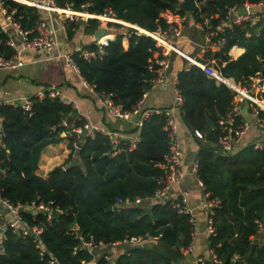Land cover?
Here are the masks:
<instances>
[{
	"label": "trees",
	"instance_id": "obj_1",
	"mask_svg": "<svg viewBox=\"0 0 264 264\" xmlns=\"http://www.w3.org/2000/svg\"><path fill=\"white\" fill-rule=\"evenodd\" d=\"M178 1L54 0L53 4L88 15L108 12L113 19L109 20L142 32L136 35L129 29L125 50L122 36L116 35L100 47L101 54L94 45L84 49L96 54L93 59L72 56L79 76L98 96L131 112L158 69L153 57L158 50L148 36L167 28L160 15L173 12ZM195 1L199 4L191 13L195 22L212 16L209 25L215 27L227 7L264 0ZM0 2L21 31H32L41 17L42 11L33 6L10 0ZM88 23L96 26L95 20ZM224 38L226 44L215 54L216 70L240 84L254 76L264 78V19L253 27L246 23L233 26L224 32ZM6 40L7 34L0 30V57L9 59L14 51L5 45ZM232 46L240 47L243 53L228 61L225 53ZM175 89L182 101L183 124L190 132L197 130L202 135V140L195 139V175L206 201L215 204L208 215L213 229V235L207 238L208 249L221 264H232L233 255L238 258L234 264H264V239L261 243L254 241L258 225L264 222V144L260 149L249 144L233 155H222L213 144L219 134L216 122L231 99L229 90L215 85L196 67L177 72ZM71 112L70 105L47 96L33 98L29 114L19 106L0 104V198L12 206L47 205L58 213L55 219L48 220L39 212H21V223L38 228L40 233L34 240L22 237L18 231H4L0 264H48L50 259L58 264H108L102 255L94 258L92 250H85L81 243L91 239L96 246L111 245L131 238L150 240L152 244H128L126 250L116 252L113 264H172L163 258L156 243L161 241L174 249L179 258V248L190 243L187 216L178 215L168 202L154 203L148 210L141 205L113 207L116 200L150 198L162 186L166 170L161 166L168 149L162 130L164 114L152 113L134 129L139 141L133 150H128L126 142L112 145L106 136L94 133L92 139L80 145L74 159L73 139L66 138L67 159L49 171L46 178L38 177L34 171L40 151L62 140L59 123Z\"/></svg>",
	"mask_w": 264,
	"mask_h": 264
},
{
	"label": "crops",
	"instance_id": "obj_2",
	"mask_svg": "<svg viewBox=\"0 0 264 264\" xmlns=\"http://www.w3.org/2000/svg\"><path fill=\"white\" fill-rule=\"evenodd\" d=\"M10 1L33 6L30 0H25L27 3H20L21 0ZM33 1L40 5H45L48 2V0ZM183 2L177 4V11H182L180 5ZM2 8L3 6L0 2V30H5V33L11 37L12 30L9 28V21L2 14ZM40 10L42 11V16L47 14L43 9ZM186 13L189 14L186 15ZM191 13L183 11L182 14L178 13L182 18L179 34L176 37L169 36L171 48L174 51L170 52L168 56V68L165 71L167 83L160 88L148 91L146 98L138 106L139 112L170 108L175 89L174 79H176L178 71L188 70L190 67H194V64L198 61L208 62L213 68H217L216 61L218 59L215 58V54L219 51L218 48L209 49L203 58L200 59V49L206 45L205 32L196 28V22ZM50 15L52 16L51 22L56 29V47L61 54L70 53L74 55L78 50H84L92 45L97 46V48L101 47L105 41L112 40L116 35L122 36V49L125 50L127 48L128 35L126 36L119 31L122 25L116 21H112V18H102V16L75 12L69 8L60 9L56 7L50 12ZM67 17H70L71 20H68ZM89 20H95L96 26H90ZM108 23L117 24V26H108ZM114 27H118V29ZM131 28L126 27V32L128 33ZM98 29H102V35L96 39L95 33ZM132 29L134 30V28ZM242 53L243 49L232 46L225 53V57L228 61H234ZM18 57L23 63L20 68L12 71L0 70V104L6 105L7 102L13 101L19 106V101L23 98L33 97L39 92L52 88L72 108L71 114L63 119L69 126H72L75 121H84L100 130L116 133L121 136L131 137L135 134L134 129L136 128L133 126L135 118L124 121L110 117L101 107V98L92 89L82 85L79 74L68 67L62 58L53 57L46 59L36 51H23L19 53ZM242 109L244 111V107ZM172 116L176 125V139L182 147L181 176L179 183L170 188L167 196L169 199L184 198L194 221L188 245L189 251L184 256L180 255L181 260H177L176 262L178 264H194L196 258L206 257L208 253L206 226L210 206L206 202L202 188L198 185L196 175L191 171L196 150V140L192 132L187 130L183 124L181 110H174ZM242 118L244 121H250L247 110L244 111ZM61 139L58 144L47 145L40 151L36 170L34 171V174L38 177L46 178L49 171L61 166L67 159L69 153L67 140L63 137ZM255 143L264 144V132L251 126L241 137L238 149ZM192 157L193 159H191ZM152 204L154 202L142 200L138 206L141 205L144 209L148 210ZM27 210L30 211L31 209ZM7 219V214L0 211V223L2 222L1 224H3ZM263 239L264 222L261 223L254 241L261 243ZM137 243L150 245L152 241L140 240ZM128 246L130 245L119 242L113 245H99L94 247L93 257L95 258L97 254L98 256L102 255L108 264H113L116 252L121 253ZM105 249L109 253H105Z\"/></svg>",
	"mask_w": 264,
	"mask_h": 264
},
{
	"label": "built area",
	"instance_id": "obj_3",
	"mask_svg": "<svg viewBox=\"0 0 264 264\" xmlns=\"http://www.w3.org/2000/svg\"><path fill=\"white\" fill-rule=\"evenodd\" d=\"M30 1L33 4V7L37 9H43L47 13L45 16L41 15L32 31H21L18 25L11 21V13L7 15L4 8H2L1 10L2 14L9 21V28L12 30L13 36L10 37L7 35L5 45L13 49L14 54L9 59L0 57V70L12 71L20 68L23 63L18 57L19 53L23 51H36L46 59H50L53 57L62 58L66 65L78 74L77 68L72 58L73 54H61L56 47V29L51 22L52 16L50 15V12H52L55 8L53 4L54 0H48L45 5H40L33 0ZM181 2V0L178 1V3ZM198 5V2L194 0V8H198ZM238 8L243 9L244 13H237ZM108 15L109 13L105 12L102 15V18H109ZM160 18L167 24V28L163 31L153 32L156 37L148 36L151 40L154 41L155 47L158 50V52L153 56L155 58L154 63L157 65L158 69L155 77L150 81L148 88L142 91L136 108H134L131 112H125L122 111L119 106L114 105L107 97H99L101 98L102 109L110 117L124 121L135 118L133 126L136 129L141 126L142 121L146 119L148 115L152 113L164 114V124L162 130L168 139V149L166 155L163 158V164L161 167L166 170V176L162 186L154 191L152 197L146 198L144 200L152 201L160 205L168 202L171 209H173L178 215H185L188 217V223L192 230L194 221L190 215V210L186 206L185 199H169L167 196L170 188L173 185L179 183L181 176L180 169L182 147L176 139V125L174 117L172 116V112L176 109H180L182 103L179 92L174 89L173 101L169 109L153 110L142 113L138 110V106L146 98L149 90H154L166 85L167 77L165 75V71L168 68V56L170 52L174 51L173 48H171L172 45L170 43L169 36L171 35L173 37H176L179 34L180 30V22L182 18L178 14L177 9H175L173 12H163L160 15ZM67 19L71 20L70 17H67ZM211 19L212 16H208L203 18L200 22L195 23L196 28H198L199 30H204L205 32L206 45L200 49V59L203 58V56L209 51V49H220L221 47H223L226 44L224 32L231 30L233 26L246 23L250 27H253L256 26L261 19H264V1L257 4L243 2L239 6L234 5L231 7H227L222 19H220L219 23L215 27H211L209 25V21ZM1 32L7 34L5 33V30H1ZM31 33H33L34 36L29 38L28 35ZM105 45L106 42H104L101 47ZM99 49L100 47H98V50ZM76 54L77 57L85 61L93 59L96 55L94 52H89L87 50H78ZM98 54H101V50L98 51ZM194 67L198 68L202 72V74L206 78L212 80L215 85H223L231 93V99L228 103L226 112L216 122V128L219 132L216 138V146L222 155H233L238 151V145L241 137L248 131L251 126H254L264 132V78L254 76L249 81L240 84L235 83L230 78H225L224 76H222L220 72L213 68L208 62L198 61L194 64ZM80 81L84 87L92 89V87L88 86L81 78ZM175 84L176 79H174V85ZM44 96H47L51 99H57L62 104L69 105L55 89L49 88L45 91L37 93L33 97L23 98L21 101H19V107L25 113L29 114L32 99L35 98L37 100H40ZM6 105L13 107L17 106L16 102L13 101L7 102ZM243 107L244 111L247 110L250 121L243 120ZM59 127L63 129L60 134L61 137L65 139H73L71 143L72 151H76L86 139H92L94 133H100L106 136L112 145H116L120 142H126L128 150H133L136 143L139 141L137 133H135L131 137H125L116 133L100 130L97 127L91 126L84 121L80 124V126H75L74 124L72 126H69L65 120H62L59 123ZM192 135L195 139L202 140V135L197 130H193ZM261 146V144L255 143L253 145V148L260 149ZM196 164L197 163L194 160L191 165V171L194 174L196 172ZM198 185L202 188V185L199 181ZM204 197L206 199L205 195ZM141 201L142 200L138 198H134L132 200H129L127 198L123 200H116L113 207L116 209L134 207L138 206ZM206 202L208 206H210V208L215 205L212 202ZM0 208L6 211V214L8 216V219L0 225V238L2 237L4 231L10 229L13 232L18 231V233L22 237L30 236L35 240L39 235L40 230L36 227L27 228L26 226H24L20 221L19 210L31 209L33 213L39 212L46 215V219L48 220L51 218L50 213L53 212L48 208L47 205L39 204L36 206L31 205L30 207L21 205L12 206L7 201L1 198ZM258 227L260 229V225H258ZM206 233L207 236L213 235V229L210 225L209 219L206 226ZM189 235H192V231H190ZM140 240V238H131L129 240H124L122 243L135 245ZM37 244L39 245L38 242ZM97 246L94 245L91 239L81 243V247L87 251H90ZM178 251L179 255L184 256L188 253L189 246L185 248H179ZM41 254L42 252L40 253V256ZM237 260L238 258L233 255L230 259V262L234 264L237 262ZM48 264L58 263L54 259H50ZM194 264H221V261L215 257L212 250L208 249L207 256L196 258Z\"/></svg>",
	"mask_w": 264,
	"mask_h": 264
},
{
	"label": "water",
	"instance_id": "obj_4",
	"mask_svg": "<svg viewBox=\"0 0 264 264\" xmlns=\"http://www.w3.org/2000/svg\"><path fill=\"white\" fill-rule=\"evenodd\" d=\"M180 9L183 12H190V13L193 12L194 11L193 0H184V2L180 5ZM237 13L243 14L244 11H243V9L238 8ZM134 30H135L136 35H141V32L136 31V29H134ZM101 35H102V29H98V31L95 33V38L98 39ZM213 146L216 147L215 144H213ZM77 154H78V149L76 151H74L73 157L76 158ZM110 210H111L110 207L107 208V211H110ZM0 211L6 213V211H4L2 208H0ZM21 212H29V213L33 214V211H28L26 209L19 210V213H21ZM50 216L52 219H55L58 216V213L56 211H53L50 213ZM156 246L160 250L163 258L168 260L170 263L174 264L177 261L178 254L174 249L169 248L166 244H164L161 241H158L156 243Z\"/></svg>",
	"mask_w": 264,
	"mask_h": 264
},
{
	"label": "rangeland",
	"instance_id": "obj_5",
	"mask_svg": "<svg viewBox=\"0 0 264 264\" xmlns=\"http://www.w3.org/2000/svg\"><path fill=\"white\" fill-rule=\"evenodd\" d=\"M188 14H189V13H186V15H188ZM114 28L118 29V27H114ZM131 29H132V28H131ZM119 31H121L122 33H124L126 36L129 35V33L126 32V27H125V26H121V29H119ZM134 31H135V30H134ZM65 118H67V117H65ZM191 159H193V157H192ZM1 223H2V222H1ZM1 223H0V224H1ZM128 247H130V246H128ZM94 251H95V248L92 249V255H94ZM105 253H107V250H106V249H105ZM177 260L179 261V260H181V258L179 257Z\"/></svg>",
	"mask_w": 264,
	"mask_h": 264
},
{
	"label": "bare ground",
	"instance_id": "obj_6",
	"mask_svg": "<svg viewBox=\"0 0 264 264\" xmlns=\"http://www.w3.org/2000/svg\"><path fill=\"white\" fill-rule=\"evenodd\" d=\"M26 2V1H25ZM27 3V2H26ZM0 18H1V16H0ZM138 31V30H137ZM139 32H141V31H139ZM142 33V32H141ZM150 36H152V37H156L154 34H151Z\"/></svg>",
	"mask_w": 264,
	"mask_h": 264
}]
</instances>
